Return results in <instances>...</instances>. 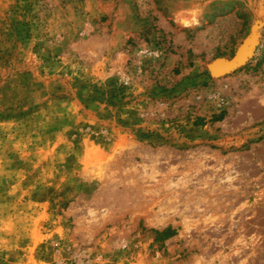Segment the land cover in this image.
<instances>
[{
	"label": "rangeland",
	"instance_id": "374dc122",
	"mask_svg": "<svg viewBox=\"0 0 264 264\" xmlns=\"http://www.w3.org/2000/svg\"><path fill=\"white\" fill-rule=\"evenodd\" d=\"M0 264H264V0H0Z\"/></svg>",
	"mask_w": 264,
	"mask_h": 264
},
{
	"label": "water",
	"instance_id": "95a60500",
	"mask_svg": "<svg viewBox=\"0 0 264 264\" xmlns=\"http://www.w3.org/2000/svg\"><path fill=\"white\" fill-rule=\"evenodd\" d=\"M231 63L232 61L229 60L216 59L212 61L210 64H208V70L211 74H214L216 72L220 73L227 70L230 67Z\"/></svg>",
	"mask_w": 264,
	"mask_h": 264
},
{
	"label": "trees",
	"instance_id": "16d2710c",
	"mask_svg": "<svg viewBox=\"0 0 264 264\" xmlns=\"http://www.w3.org/2000/svg\"><path fill=\"white\" fill-rule=\"evenodd\" d=\"M157 235L160 236V235H163V236H169L172 232L170 230L169 227H166V228H163L162 230L160 231H156Z\"/></svg>",
	"mask_w": 264,
	"mask_h": 264
}]
</instances>
